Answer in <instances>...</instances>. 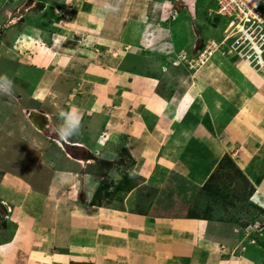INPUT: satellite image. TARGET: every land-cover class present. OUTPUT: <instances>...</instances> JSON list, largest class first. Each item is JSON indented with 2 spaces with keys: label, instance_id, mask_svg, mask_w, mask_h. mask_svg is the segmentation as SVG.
I'll return each mask as SVG.
<instances>
[{
  "label": "crops",
  "instance_id": "0c3cea01",
  "mask_svg": "<svg viewBox=\"0 0 264 264\" xmlns=\"http://www.w3.org/2000/svg\"><path fill=\"white\" fill-rule=\"evenodd\" d=\"M141 1L143 0H103L100 1L103 4L101 10L100 7L97 9L96 0L72 1V4L74 7L87 4L86 14L92 19L90 24H93L88 29L96 32H102V14L114 15L120 12L117 17L119 21L124 20L123 25L115 28V25L110 24L108 30H104L113 40L106 37L88 38V41L97 40L98 44L104 43V46L107 44L109 47L115 44V32H118L120 39L124 38L126 41L129 38L134 44L143 41L145 36H150V41L154 42L168 34L166 28L161 30L157 26L160 16L155 11L160 2ZM110 4L115 10H110ZM48 10L49 7L44 9L45 15ZM146 20L149 26L146 25ZM26 33L18 38L23 41V45L30 46L34 43V36L31 32ZM65 35L71 36L67 33ZM46 36H50L52 48L33 44L29 54H19L18 60L14 56L15 47H0V62L10 66L8 76L25 83L27 101L40 107L36 109L34 106H27L16 113L14 109L12 112L0 113V122L7 124V136L18 138L14 145L15 161L22 159L25 163L48 165L50 169L45 194L32 191L28 183L17 180L9 173L3 176L0 196L7 204L15 202L17 208L15 212L10 211L12 214L8 221L9 224H16L14 232L8 240L0 241V264H81L79 258L74 257L80 248L97 252L101 264H260L264 257V244L261 247L254 246L251 240H246L244 232L234 228L229 231L223 225V219L212 222L181 219L182 221L172 225L158 220L152 223L151 228H145L142 218L137 216L135 221L136 224L139 223L136 225L139 230L133 233L129 229L133 227L130 221L134 220L120 218L111 211L109 214L107 212L111 222L102 225L103 230L109 231L107 234L100 233L103 231L98 229L94 215L93 219L81 212L83 208L74 206L79 196L81 179L85 188V200L89 203L91 199L89 175L81 173L80 167L87 164L89 159L82 156L85 159L74 162L65 157L59 146L63 139L57 134V130L65 119L78 121V131L66 139L73 140V145L82 146L93 156L100 157L99 166L106 169L108 167H104L101 162H110L105 158L111 156L117 140L116 128L123 123L124 127L130 130L133 128V132L139 136L130 148L136 159L144 157L147 160L146 167L149 171L146 170V173H150V168L156 163L163 168L165 175H171L174 169L175 173L198 184L217 161L212 154L220 153L225 148L223 141H220L223 140L222 137L227 139V131L235 134L238 127L234 123L237 121L234 120L235 117L238 120L240 117L244 118L248 128H255L258 122L263 123V128L251 131H256L252 134L264 135V77L258 80L253 74L240 79V66H232L234 68L230 71L229 67L224 66V62L217 61L216 58L212 62L210 58L203 62L199 75L181 77L182 66H178L176 61L171 68L165 64L164 71L160 68L161 62L164 59L167 61V56H171V45L168 42L163 45L152 42L148 45L151 50L147 51L153 65L143 69L134 67V72H131L133 75L121 74L120 82L126 81L130 85L122 90L121 97H116L111 89H107L111 80L100 69L102 67H98L100 65L93 61L88 63L75 55L76 52H72V49L64 47L62 39L65 36L59 32H46ZM168 37L174 41L171 32ZM183 40L187 44L186 37ZM88 44L83 46L84 49H89ZM109 62L115 66L108 55L104 63ZM158 66L159 73L153 72ZM3 74L6 75L4 71ZM72 79L82 82V85L78 83L82 89L81 94L78 89L74 93L75 88L70 87ZM258 86L263 87L262 93L257 91ZM2 94L0 92V104L4 105ZM259 95L262 96V105ZM97 96L102 99V104L96 101ZM115 103L119 105L116 106ZM31 109L42 112L48 119L40 130L34 128L27 119L26 113ZM144 110L149 116L155 117L154 135L143 125L140 116ZM86 112L90 114L83 119ZM61 113L64 114L63 117ZM231 119L234 120L232 124ZM54 139L60 140L56 141L58 144ZM256 153L264 157V143L261 142ZM1 156L4 154L1 153L0 158ZM237 163L255 186L252 200L256 201V205H263L264 178L258 174L260 171L253 170L249 165L245 166L241 161L237 160ZM251 171H256L254 175L258 178L251 176ZM34 177L37 184H40L42 177ZM86 208L90 210V205ZM31 212H39L40 218L27 214ZM117 221L118 224H113ZM191 232L195 236L194 242ZM193 245L195 248L192 250ZM239 245L246 248L240 259L228 252ZM221 246L230 255L225 262L220 259ZM64 248L69 249L68 255L60 253ZM111 253L117 255V259L110 258ZM82 254L84 255L83 251ZM69 255L77 260H71Z\"/></svg>",
  "mask_w": 264,
  "mask_h": 264
},
{
  "label": "rangeland",
  "instance_id": "374dc122",
  "mask_svg": "<svg viewBox=\"0 0 264 264\" xmlns=\"http://www.w3.org/2000/svg\"><path fill=\"white\" fill-rule=\"evenodd\" d=\"M72 1L76 2L79 0H2L0 3L1 49H13L15 47L13 49L14 56L16 60H18L20 55L29 54L30 49L34 47H31L33 44L35 46L41 45V47H46L47 49L52 48L53 42L50 36L45 37L46 32H53V34L59 32L65 36L62 39L64 41L62 43H65L64 47H68L70 50L72 49V52H76L75 55L80 56L88 63L89 61H93L100 65H97L98 67H102L100 69H103L106 77H109L111 80V82H108L107 89H111L113 95L116 97H121L122 90L129 88L130 85L127 84L126 81L120 82L121 76L125 75V73L133 75L131 72H134V67L143 69L145 67L150 68V66L153 65L150 63L149 58L151 55L148 53V51L151 50L148 48V45L153 42L150 41L151 37L145 36L143 41L141 40L134 44L129 38L126 39V41L124 38L120 39L118 32H115L117 34L115 37V44L109 47L107 44L104 46V43L98 44L97 40L88 41L89 37H106L112 39L111 36L109 37L105 34L106 32L104 30H108L107 28L110 24L115 25V28H120L124 20L119 21L117 16H119L120 12H116L114 15H110L109 13L102 14V32L101 30L98 32L91 29L89 30V26L93 24H90L92 19L86 14L87 4L74 7ZM100 1L103 0H96V6L97 9L100 7L99 9L101 10L103 4H101ZM154 1L160 2V5L155 11L157 12L156 15L160 16V22L157 26L160 27L161 30L166 28L168 34L171 32L174 40L172 42V39H170L171 37H168L167 34L165 37H160L153 42L159 45L167 44L168 42L173 49V51L172 49L169 51L171 55L170 57L167 56L169 59L167 61L164 59L161 62L160 68L163 71L165 65L171 68L176 61L178 66H182L181 77L187 75L197 76L199 75L198 72L203 62H207L208 58H210L212 62L216 58L217 61L221 60V62H224V66L229 67L230 71L234 68L232 66H240L238 69L240 79L249 75L253 76V74L258 80L264 77L263 0H259L258 5H254V11L261 18L260 23H258L259 28L262 29L260 30L256 27L253 29L254 31H252V39H254V43H256L255 46L251 45V41L244 40L235 30V25L240 23L238 18L217 14L218 5L214 0ZM246 2L251 4L250 0H246ZM89 5L91 4L89 3ZM44 6L45 8L49 7L48 11H51V14L48 12L47 15H45ZM109 7L111 10L114 6L110 4ZM147 18H149V15ZM148 21L146 22L147 26H149ZM232 23L234 24L232 25ZM256 24L257 22L255 21L254 26H257ZM26 32H31L34 36L32 37L34 43H31L30 46L23 45L21 43L22 40L19 41L20 38H18L24 36ZM66 33L68 35L71 34V36L67 37V35H65ZM179 34L183 38H179ZM185 37L188 40L187 44H185L183 40ZM131 42H133V47L129 45ZM86 44H88L87 46L89 49H84L83 46ZM208 49H214L215 51L207 56L205 55L207 53L205 51ZM108 55L113 59L115 66L110 62L104 63ZM0 70V75H2L4 71L6 74L5 76L11 81L10 91H0L3 93L2 101L5 102V104L9 103L7 106L5 104V106L0 104V113L12 112L13 109L16 113L27 106H34L36 109L40 108L34 103L27 101L28 99L25 97V83L8 76L9 74L7 73L10 71V66L0 62ZM158 70L159 66L157 69L153 70V72L159 73ZM2 76H4V74ZM130 77L132 78V76ZM72 81L73 79L69 84L70 87L75 88L74 93L79 90V94H81L82 89L79 87V84L82 85V82L79 81V79ZM244 81H247V79H244ZM0 87H8V85L6 82H0ZM262 90L263 87L258 86L257 91L262 93ZM258 98L261 99L262 96L259 95ZM96 101L102 104V99L98 96ZM262 102L263 100L261 99V105ZM130 111L133 110L130 109ZM89 114L90 112L83 114V119H86ZM140 117L145 129L153 132L155 117L149 116L145 110L141 113ZM234 120L237 121L234 122ZM234 120L231 119L230 123L232 124L234 122L238 126L235 134L227 131V139L222 137L223 140L220 141H223L225 148H223V150L220 149V153L215 155L212 154L217 161L213 169L205 176L204 180L198 184H194L189 178L187 179V177L175 173L174 169L173 172L171 171V175L166 174L168 175L166 176L163 168L156 163H154L153 168H150L151 172L146 173V170L149 171L146 167L147 160L144 157L136 159L130 148V145L135 139H138L139 136L136 132H133V128L130 130L128 127H124L123 123L120 127L116 126L117 140L113 152L110 157L105 158L113 163L106 169L99 166L98 159L101 160L100 157L93 156L82 146L77 147L73 145V140L63 139L60 141V137L55 134V137H59V139L54 140L55 142L58 140L60 141L59 146L62 147V153L65 157L76 162L77 159L83 158V153H87L91 156L87 158L90 163L88 162L85 165H80L81 173H87L89 175L92 189L91 199L89 203L85 200V188L83 187L81 179L79 181V196L76 204H74V206H76L75 208H83L85 211L81 210V212H83V214L85 213V215H89L91 218H93L92 215H94L99 225V228H95L102 230L103 232L100 233L104 234H107L109 230H103L102 225L110 221L108 214L111 213V211L115 212L120 218H132L134 221H130V225H133V227L127 229L133 233L139 230L136 228V225L139 224H136L135 221L137 216H140V219L142 218V225H144L145 228H151V225H153L152 223L158 220L172 225L174 223L177 224L181 219H203L210 222L215 220L221 221L223 219V225L228 228L229 231L233 228L238 229L244 232L246 240H251L250 242L254 243V246H263L264 204L261 206L260 204L256 205V201L252 200L256 191L255 186L237 163V160L241 161L245 166L249 165L253 170L256 169V171H260L258 174L264 178V157L256 153L258 152L261 142L262 144L264 143V135H258V133L252 134V132H256L263 128V123L258 122L255 128L254 126L253 128H248L244 118L240 117V120H238V118L235 117ZM6 129L7 124L0 122V155L1 153L4 154V156L0 158V160L3 159L0 162V183L3 176L9 173L13 177H16L17 180L28 183L32 191L45 194L46 189H48L49 181L47 180L49 179V166L34 165L33 162L25 163L22 162V159H20V161L18 159V162H16V148L14 145L18 138L15 136H7ZM254 129L256 131H251ZM210 142L213 141L210 140ZM56 144H58V142H56ZM252 148L257 149V151H253ZM209 150L211 151L212 149L209 148ZM56 167H59V165ZM256 171H251L250 175L255 177L256 175L254 174ZM15 172L20 174H16ZM34 176L42 177L40 184H37ZM256 177L258 178V176ZM69 200L70 199H68V201ZM89 205L90 210H87L86 207ZM16 208L15 202L10 201V204H7L4 198L0 196V241L8 240L15 230L16 224H9L8 221L9 215L12 214L10 211L15 212ZM27 214L36 216L38 219L40 218L39 212ZM118 223L117 221V223L115 222L113 224ZM119 225L121 226V224ZM172 229L174 231L175 228L173 227ZM191 235V239L194 242L195 236H193V232H191ZM193 248H195V245H193L191 249L193 250ZM229 248H231V246ZM245 249V246L239 245L233 249L232 252H228L240 259L242 258V253L246 252ZM60 253L68 255L69 249H61ZM76 253H81V255L76 254V256H74L79 258V263L81 264L102 263L97 252L93 253L92 251L82 250V248H80ZM95 253L97 257H94ZM219 253L220 259L224 262L227 257L230 256L226 253L224 246H221ZM69 256H71V260L76 259L73 258V255ZM109 257L113 260L117 259V255L112 253ZM263 263L264 257L260 264Z\"/></svg>",
  "mask_w": 264,
  "mask_h": 264
},
{
  "label": "built area",
  "instance_id": "2783aa9c",
  "mask_svg": "<svg viewBox=\"0 0 264 264\" xmlns=\"http://www.w3.org/2000/svg\"><path fill=\"white\" fill-rule=\"evenodd\" d=\"M214 2L218 5V10L216 11L217 14L238 18L240 23L235 25V30L244 38V40L251 41V45L255 46L256 43H254V39H252V31H254L253 29L256 27L260 30L262 29L259 28L261 18L254 11V5L246 2V0H214ZM255 21L257 22V26H254ZM233 24L234 23H232V25Z\"/></svg>",
  "mask_w": 264,
  "mask_h": 264
},
{
  "label": "clouds",
  "instance_id": "9594fccd",
  "mask_svg": "<svg viewBox=\"0 0 264 264\" xmlns=\"http://www.w3.org/2000/svg\"><path fill=\"white\" fill-rule=\"evenodd\" d=\"M0 82H6V84L8 85V87H0V91H5V92L10 91L11 81L8 80L7 76L0 75ZM61 116L63 117L64 114L61 113ZM77 131H78V121L65 119L64 122L59 126L57 130V134L62 139H66L72 136L73 134H75Z\"/></svg>",
  "mask_w": 264,
  "mask_h": 264
},
{
  "label": "bare ground",
  "instance_id": "6f19581e",
  "mask_svg": "<svg viewBox=\"0 0 264 264\" xmlns=\"http://www.w3.org/2000/svg\"><path fill=\"white\" fill-rule=\"evenodd\" d=\"M252 5H258L259 2H251ZM215 50L211 49V50H206L205 52H207L205 55L209 56L211 55ZM257 51V50H256ZM260 52V51H257ZM27 119L30 122V124L32 126H34V128H36L37 130H40L41 128H43V126L45 124H47L48 119L47 117L40 111L35 110V109H31L29 110L27 113Z\"/></svg>",
  "mask_w": 264,
  "mask_h": 264
},
{
  "label": "trees",
  "instance_id": "16d2710c",
  "mask_svg": "<svg viewBox=\"0 0 264 264\" xmlns=\"http://www.w3.org/2000/svg\"><path fill=\"white\" fill-rule=\"evenodd\" d=\"M82 156H83V157H88V158L91 157L89 154H86V153H83ZM101 163H103V166H104V167H109V166L112 165V162H101ZM263 264H264V263H263Z\"/></svg>",
  "mask_w": 264,
  "mask_h": 264
}]
</instances>
